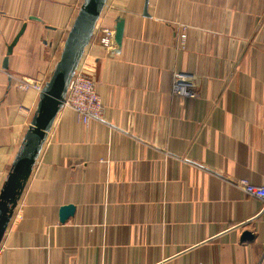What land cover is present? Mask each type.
<instances>
[{
    "label": "crops",
    "instance_id": "crops-1",
    "mask_svg": "<svg viewBox=\"0 0 264 264\" xmlns=\"http://www.w3.org/2000/svg\"><path fill=\"white\" fill-rule=\"evenodd\" d=\"M82 1L0 0V190L39 100L19 79L50 78ZM145 5L108 0L80 64L103 119L60 111L0 264H264L263 201L237 185H264V0ZM119 17L108 52L100 29ZM175 72L195 96L172 92Z\"/></svg>",
    "mask_w": 264,
    "mask_h": 264
},
{
    "label": "water",
    "instance_id": "water-1",
    "mask_svg": "<svg viewBox=\"0 0 264 264\" xmlns=\"http://www.w3.org/2000/svg\"><path fill=\"white\" fill-rule=\"evenodd\" d=\"M108 0H83L68 31L59 60L46 81L33 114L31 123L22 139L6 180L0 190V246L13 219L15 209L43 151L55 120L64 108V102L73 76L81 64L90 44L96 25ZM148 6L146 0L145 13ZM23 25L9 45L3 67L8 68L9 55L24 33ZM115 42L121 47L125 31V19L119 17L115 26ZM76 205L69 203L60 209V222L65 223L76 212ZM255 234L246 230L243 239H253Z\"/></svg>",
    "mask_w": 264,
    "mask_h": 264
},
{
    "label": "built area",
    "instance_id": "built-area-1",
    "mask_svg": "<svg viewBox=\"0 0 264 264\" xmlns=\"http://www.w3.org/2000/svg\"><path fill=\"white\" fill-rule=\"evenodd\" d=\"M100 28L98 23L96 28ZM100 42L108 52H111L115 45V29L110 27H101ZM95 33V32H94ZM187 34L182 31L179 34V40L185 43ZM19 83L25 87H33L39 93L42 91L45 81H36L29 79H19ZM188 76L185 73L175 72L173 74L172 92L178 95L195 96L196 92L192 90ZM64 107L72 109L84 124L92 120L103 119L104 104L96 88L95 79L89 74L85 66H79L70 83ZM237 185L251 196H255L263 201L264 209V185H257L247 178L238 180Z\"/></svg>",
    "mask_w": 264,
    "mask_h": 264
}]
</instances>
